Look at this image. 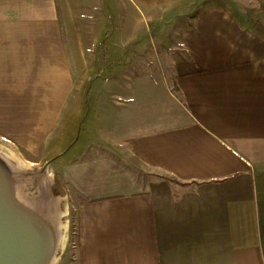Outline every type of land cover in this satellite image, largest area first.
<instances>
[{
	"label": "crops",
	"instance_id": "0c3cea01",
	"mask_svg": "<svg viewBox=\"0 0 264 264\" xmlns=\"http://www.w3.org/2000/svg\"><path fill=\"white\" fill-rule=\"evenodd\" d=\"M125 7L181 14L172 86L145 72L114 101L112 82L76 146L81 57L105 36L75 32L66 0H0L1 145L56 166L78 201L80 264H264V0Z\"/></svg>",
	"mask_w": 264,
	"mask_h": 264
},
{
	"label": "rangeland",
	"instance_id": "374dc122",
	"mask_svg": "<svg viewBox=\"0 0 264 264\" xmlns=\"http://www.w3.org/2000/svg\"><path fill=\"white\" fill-rule=\"evenodd\" d=\"M105 2L107 3V0H66L67 17L71 21L77 19L78 22V25L73 24L75 32H93L105 36L97 42L94 51L87 48L86 53L93 54L92 57H81V63L87 65L93 59V73L86 72L88 68L86 66L81 74L79 89L83 108L86 106L82 112L83 118L92 112L88 103L92 101L91 99L93 113L97 112L95 108L98 107L95 103L99 102L100 97L110 94L109 87L112 82L114 101L119 100L118 93H121L123 86L125 87L123 84L126 80L132 84L145 72L162 80L167 79L170 84L173 63L171 54L178 50L179 46L177 34L171 23L181 14L172 13L169 8H160L151 11L147 16L135 10L128 11L125 7L127 0H111V6L114 8H107L104 6ZM112 35L114 40L110 43L107 37ZM84 102H87V105H84ZM89 117L79 123L74 120L70 122L68 135L71 144L74 143L76 146L90 144L89 132L85 133L86 130L82 128L88 125ZM0 151L6 154L7 156H4L7 158L11 154L17 159L8 158L12 165L23 166L21 172L17 171V175L22 184L20 189L26 196L38 197L44 179L48 178L49 184L45 187V192L50 199L56 201L58 204L56 210L59 213V243L52 264H80L78 201L58 178L56 166L44 169L42 165L33 166L22 162L14 152L9 151L1 143Z\"/></svg>",
	"mask_w": 264,
	"mask_h": 264
},
{
	"label": "water",
	"instance_id": "95a60500",
	"mask_svg": "<svg viewBox=\"0 0 264 264\" xmlns=\"http://www.w3.org/2000/svg\"><path fill=\"white\" fill-rule=\"evenodd\" d=\"M15 166L0 153V264H51L59 243L57 210L22 201Z\"/></svg>",
	"mask_w": 264,
	"mask_h": 264
},
{
	"label": "bare ground",
	"instance_id": "6f19581e",
	"mask_svg": "<svg viewBox=\"0 0 264 264\" xmlns=\"http://www.w3.org/2000/svg\"><path fill=\"white\" fill-rule=\"evenodd\" d=\"M1 154L7 156L6 154H4L2 151H0ZM14 157V156H13ZM11 154L8 155V158H13ZM14 159H16L14 157ZM17 160V159H16ZM23 168V166L16 164L15 166V170H17L18 172H21V169ZM49 184L48 182V178L44 179L43 183H42V187H41V192L39 193V196L37 197H28L26 196L22 190L20 189L22 184H20V188H19V197L22 201L28 202L30 204H34V205H41L39 206L40 210H43L44 212V202H46V207L48 209V212H53L58 208V204L56 203V201H54L53 199H50L49 195H47V193L45 192V187ZM52 264V263H51Z\"/></svg>",
	"mask_w": 264,
	"mask_h": 264
},
{
	"label": "trees",
	"instance_id": "16d2710c",
	"mask_svg": "<svg viewBox=\"0 0 264 264\" xmlns=\"http://www.w3.org/2000/svg\"><path fill=\"white\" fill-rule=\"evenodd\" d=\"M174 181H176L175 179H173Z\"/></svg>",
	"mask_w": 264,
	"mask_h": 264
}]
</instances>
